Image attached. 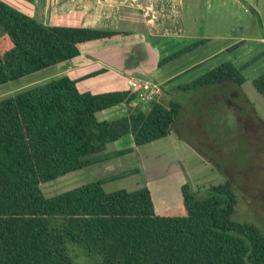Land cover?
I'll return each mask as SVG.
<instances>
[{"label": "trees", "instance_id": "trees-1", "mask_svg": "<svg viewBox=\"0 0 264 264\" xmlns=\"http://www.w3.org/2000/svg\"><path fill=\"white\" fill-rule=\"evenodd\" d=\"M119 32L45 23L0 0V37L7 41L0 50V85L19 83L76 55L78 44ZM203 41L199 38L165 53L157 64ZM249 60L237 66L222 60L176 85L182 90L217 91L201 108L192 110L185 125L220 154L203 122H210L208 106L221 98L235 113L237 125L231 139L246 144L252 158L254 142L257 138L264 142V132L259 136L251 125L255 122L248 113L249 108L254 110L251 103L247 100V110L241 111L230 98L241 92L245 80L241 68ZM76 81L67 74H50L0 97V264H264L263 232L254 223L233 217L236 186L223 168L230 169V160L223 155L224 165L219 166L189 136H184L186 141L223 180L203 190H193L183 181L178 212H156L146 185L102 187L105 180L134 172L136 167L44 195L40 183L132 150V145H124L87 156L108 142L128 135L138 145L166 135L181 107L177 99L164 103L158 97L142 107L129 88L91 92L79 90ZM250 82L264 100V69ZM229 85L230 97H226L220 90ZM119 102L127 104L125 114L96 117V111Z\"/></svg>", "mask_w": 264, "mask_h": 264}, {"label": "crops", "instance_id": "crops-1", "mask_svg": "<svg viewBox=\"0 0 264 264\" xmlns=\"http://www.w3.org/2000/svg\"><path fill=\"white\" fill-rule=\"evenodd\" d=\"M4 1L45 23L78 24L120 31L108 38L80 43L76 55L59 61L51 67L33 72L50 68L52 75L67 74L77 78L76 86L79 90L100 92L127 89L126 78L135 77L157 82L160 92L156 98L166 95L169 96L168 100L174 98L180 102L178 97L182 89L176 87L177 84L191 80L225 59L231 60L236 65L242 64L254 53L252 42L260 45L258 50L264 48V30L260 29L258 34L249 33L247 27L249 21L253 23V20L249 19L247 9L241 0ZM143 10H146L147 14H144ZM236 13H243V16L235 27L233 21ZM241 22L245 25H241ZM199 38H204V41L168 61L157 64L158 58L163 54L172 52ZM237 41H240L239 45L230 50L226 49ZM255 63L256 60L250 62L241 71L243 72L245 68ZM256 72H259L258 69ZM126 112L127 104L119 102L96 111L95 115L97 117L101 114L102 117L98 118L109 119ZM167 135L169 133L164 136ZM184 138L175 135L172 139L178 140L185 150L190 147L193 149ZM119 139L108 142L104 152L120 148L121 146L117 145ZM128 145H132V150H134L141 144L135 145L130 139ZM122 155L110 157L99 163H90L86 167L97 173L105 169L103 162L111 161ZM128 169L131 168L125 170ZM108 182L105 180L101 183L105 190H111L105 188ZM181 183L179 182V185ZM112 184L114 186L109 188L124 187L116 182ZM175 194V190H170L168 195L165 193L164 196L169 200ZM180 201L175 206L163 209H157L154 204L153 206L156 212L166 209L178 212L177 206Z\"/></svg>", "mask_w": 264, "mask_h": 264}, {"label": "rangeland", "instance_id": "rangeland-1", "mask_svg": "<svg viewBox=\"0 0 264 264\" xmlns=\"http://www.w3.org/2000/svg\"><path fill=\"white\" fill-rule=\"evenodd\" d=\"M241 2L247 9L249 19L253 20V23L249 21V26L247 27L249 33L258 34L260 29L264 30V0H256V3L255 0H241ZM256 10L257 12H255ZM242 16L243 13L234 14L233 24L235 27L239 24ZM244 22H241V25H245ZM6 42L4 38L0 37V50L6 45ZM251 45L254 53L245 61L251 59L248 64L255 60L256 63L245 68L243 72L241 71L245 76V80L240 84V91L242 93L237 94L236 92L237 95L234 98L232 96L230 97L231 85L228 86L227 90L221 88L220 91L226 97L229 96L231 100L237 101L241 111L247 110L248 101L251 103L254 110L249 108L248 113L255 119V122L254 124L252 121L250 122L252 123L251 125L257 127L256 130L259 132V136H262L264 132V100L254 89L250 80L254 75L264 69V55L263 53H259L261 50H258L260 46L258 43L252 42ZM248 64H245L243 67ZM257 69L259 72L255 73ZM50 74H52V69L49 68L40 72L31 73L23 77L19 83L0 85V97L28 82L42 79ZM234 88L236 90V87ZM209 90L210 88L208 92L198 89L180 91V97L178 99L181 102V107L173 121L172 128L168 132L169 135L143 143L121 157L103 162L105 169L97 173L85 166L74 171H69L54 179L44 181L39 184L42 193L44 195H51L94 177L136 167L137 170L134 172L122 175L111 181L107 180L109 184H107L108 187L105 185V188L112 189L109 188L114 186L112 182H116V184H120V186H124L126 189H133L143 184L149 188L152 202L157 209L175 206L181 199L179 182L186 180L189 182L191 189L203 190L207 185L223 180L222 174L202 155L194 151L193 147V149L190 147L188 150H185L178 140L172 139L175 135L182 137L189 136V139L200 149L204 150L209 157L215 159L219 166L224 165L223 155L228 157L227 159L230 160V169H227L226 166L223 168L226 175L236 186L237 201L233 217L254 223L264 234V142H261L257 138L256 141L258 142L255 141V144H253L254 149H252V152L254 154L252 158L246 144L241 141L234 142L231 139L237 124L234 109L225 103L224 98L219 99V102L216 104H210L208 106L209 114L207 116H209L210 122L206 120L203 122V128L208 132V137L218 146L222 154L216 152L214 147L213 149L215 150L213 151L206 143H201L194 134L189 133L191 129L185 125L192 110L201 108L204 100L217 94L216 90L212 93H209ZM168 97L166 95H160L159 99L167 103ZM98 117H102V115L98 114ZM258 127L261 129L260 131ZM129 143L130 137L125 135L118 140L117 145L124 146ZM124 159L126 161H123ZM170 190H175L176 194L172 197L173 199L168 200L164 195L165 193L168 195Z\"/></svg>", "mask_w": 264, "mask_h": 264}, {"label": "built area", "instance_id": "built-area-1", "mask_svg": "<svg viewBox=\"0 0 264 264\" xmlns=\"http://www.w3.org/2000/svg\"><path fill=\"white\" fill-rule=\"evenodd\" d=\"M143 13L147 14V11L143 10ZM126 84L129 89L136 92L135 98L142 107H145L149 101L155 99L160 92L159 84L147 79L127 77Z\"/></svg>", "mask_w": 264, "mask_h": 264}, {"label": "water", "instance_id": "water-1", "mask_svg": "<svg viewBox=\"0 0 264 264\" xmlns=\"http://www.w3.org/2000/svg\"><path fill=\"white\" fill-rule=\"evenodd\" d=\"M104 151H105L104 149L94 151V152L88 153L87 156H95V155L103 153Z\"/></svg>", "mask_w": 264, "mask_h": 264}, {"label": "flooded vegetation", "instance_id": "flooded-vegetation-1", "mask_svg": "<svg viewBox=\"0 0 264 264\" xmlns=\"http://www.w3.org/2000/svg\"><path fill=\"white\" fill-rule=\"evenodd\" d=\"M113 157V156H112ZM110 158V157H109ZM108 159V158H107ZM105 159H103V160H101V161H104ZM101 161H99V162H101ZM99 162H93V163H99ZM88 165V164H87ZM86 166V165H85Z\"/></svg>", "mask_w": 264, "mask_h": 264}]
</instances>
